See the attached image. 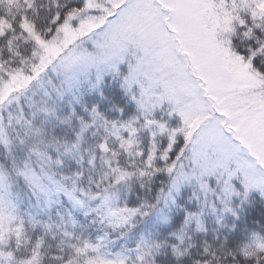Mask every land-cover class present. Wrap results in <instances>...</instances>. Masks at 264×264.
<instances>
[{
  "label": "snow or ice",
  "instance_id": "snow-or-ice-1",
  "mask_svg": "<svg viewBox=\"0 0 264 264\" xmlns=\"http://www.w3.org/2000/svg\"><path fill=\"white\" fill-rule=\"evenodd\" d=\"M0 264H264V0H0Z\"/></svg>",
  "mask_w": 264,
  "mask_h": 264
}]
</instances>
